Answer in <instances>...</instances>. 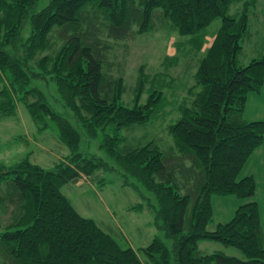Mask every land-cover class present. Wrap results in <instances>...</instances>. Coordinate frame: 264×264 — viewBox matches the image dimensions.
Returning <instances> with one entry per match:
<instances>
[{
    "label": "trees",
    "instance_id": "16d2710c",
    "mask_svg": "<svg viewBox=\"0 0 264 264\" xmlns=\"http://www.w3.org/2000/svg\"><path fill=\"white\" fill-rule=\"evenodd\" d=\"M40 1L0 0V113L15 114L21 104L38 130L55 123L70 153L50 169L29 157L0 163V264H264L257 180L240 177L264 141V120L244 117L249 93L263 85L264 55L247 65L237 61L256 0H245L239 17L229 14L237 0H47L39 7ZM216 18L222 23L207 38ZM161 29L191 35L189 47L175 46L199 58L195 82L168 125L174 145L152 139L131 145L124 131L167 113L164 90L170 84L167 90L176 91V80L165 71L148 73L143 64L133 84L122 71L110 72L119 66L110 53ZM176 57H163L166 68ZM101 169L120 172L144 198L140 185L153 193L155 224L171 246L156 235L146 246L124 247L76 209L61 187L82 177L104 181ZM213 194L244 202L229 221L209 229ZM205 240L246 257L203 251Z\"/></svg>",
    "mask_w": 264,
    "mask_h": 264
},
{
    "label": "rangeland",
    "instance_id": "374dc122",
    "mask_svg": "<svg viewBox=\"0 0 264 264\" xmlns=\"http://www.w3.org/2000/svg\"><path fill=\"white\" fill-rule=\"evenodd\" d=\"M244 1L237 0L232 3L229 7V14L239 17L245 8ZM46 2L47 0H41L39 7ZM248 15V33L242 39L243 49L239 50L237 55L240 65H247L252 59L264 55V0H256V3L249 7ZM221 23V18H216L207 26V38L216 33ZM190 36L182 35L172 29L171 31L161 29L155 34L147 32L131 39L127 44V50L124 47L115 46V54L110 53L111 60H116L115 65H119L118 67L114 66L110 72L117 75L122 71L123 76L133 84L137 79L139 66L143 64H145L148 73L165 71L170 76L168 80L171 78L176 80L174 84L177 88L176 91L167 90L171 87L170 84H166L164 90L169 102L165 109L167 113L160 112L155 120L135 124L124 131L127 141L131 145L143 144L144 141L150 139L156 140L163 148L175 144L168 125L170 122L176 121L179 116L175 104L180 95H185L186 90L195 82L193 74L199 59L191 57L189 54L182 56V50L178 49L177 51L175 44L180 41L181 44H186L184 48L189 47ZM169 55L177 57L174 59V63L172 61L166 68L163 57ZM129 84H127L124 99L128 105H131L132 103L128 101H131L133 96L128 95ZM39 85L46 89L43 81H40ZM48 87L49 94L52 97L56 96L55 84L51 82ZM53 103L57 109L61 108L59 103L55 101ZM20 106L15 114L0 113V163L11 164L24 157H29L30 160L45 168H53L57 162L66 158L70 149L59 140L55 123L52 122L51 126L45 130H38L25 107L21 104ZM244 117L247 120H264V81L260 91L249 93ZM98 142L99 140L93 142L92 151H97ZM100 154L103 155L104 152H100ZM96 173L100 178L104 176L105 180L89 181L82 177L77 182L71 181L61 187L62 192L69 197L80 213L95 219L124 247L131 245L137 249L146 246L156 235L160 236L169 246L172 245V239L165 236L164 231L155 224V213L149 205V201L152 202V205L157 204L152 192L140 185L137 180L130 178L140 185L147 198L142 197L137 190L124 184L125 176L115 170L101 169ZM244 174H253L257 180L258 187L255 198L260 206L264 227V141L253 152L241 170L240 177ZM243 202V198L235 195L213 194V221L209 223L208 228L213 229L218 222L229 221L233 217L235 209ZM199 247L206 252L223 250L228 254L246 257L238 248L227 247L217 241L205 240L200 243Z\"/></svg>",
    "mask_w": 264,
    "mask_h": 264
}]
</instances>
